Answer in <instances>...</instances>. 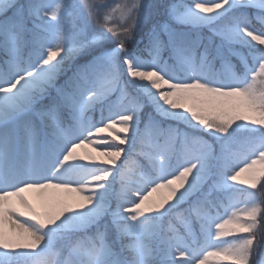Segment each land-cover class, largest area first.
Here are the masks:
<instances>
[{"label": "snow or ice", "instance_id": "6c2138e0", "mask_svg": "<svg viewBox=\"0 0 264 264\" xmlns=\"http://www.w3.org/2000/svg\"><path fill=\"white\" fill-rule=\"evenodd\" d=\"M0 264H264V0H0Z\"/></svg>", "mask_w": 264, "mask_h": 264}, {"label": "rangeland", "instance_id": "374dc122", "mask_svg": "<svg viewBox=\"0 0 264 264\" xmlns=\"http://www.w3.org/2000/svg\"><path fill=\"white\" fill-rule=\"evenodd\" d=\"M78 151H80V150H78ZM153 195H155V196H156V195H158V194H153Z\"/></svg>", "mask_w": 264, "mask_h": 264}]
</instances>
